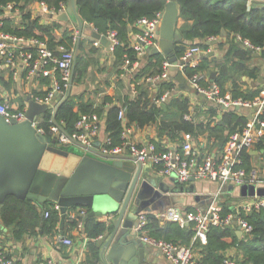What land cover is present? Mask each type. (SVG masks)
Masks as SVG:
<instances>
[{
	"label": "trees",
	"instance_id": "obj_1",
	"mask_svg": "<svg viewBox=\"0 0 264 264\" xmlns=\"http://www.w3.org/2000/svg\"><path fill=\"white\" fill-rule=\"evenodd\" d=\"M34 1L43 3L45 10L55 13L67 2V0H0V14H3L1 30L18 37L40 39L50 49H54L58 45L70 48L73 43L71 31L64 30L62 38L55 41L53 34L56 29L60 28L59 24L56 22L42 24L40 18L32 16V13L26 9L27 4ZM176 1L180 6V16L186 24L182 27L183 36L180 35V40L174 43V56L180 58L189 45L195 44L206 52L196 67L184 69L185 74L191 76L200 72L209 75V72L214 70L211 68L214 67L217 70V75L213 82L220 87L221 94L226 93V84L230 81L229 91L232 98L242 97L245 100L255 98L260 91L259 88L250 91L242 90L237 82V76L232 75L230 67L233 66L236 72L241 69L242 72L247 73V70L234 60V57L242 59L247 54L245 48L241 47L237 40V36L247 39L253 45H264V6L259 7L250 0ZM166 2L167 0H77V12L80 19L99 34L106 36L109 32H115L118 44L111 51L114 60L112 67L117 74H120L122 73L120 68L123 67L125 59L129 61V66L137 60L134 50L129 47L130 36L133 31H137L135 26L137 20L141 17L150 18L156 12L163 11ZM9 3H13L14 7L19 9V20L15 21L11 15H4L3 7ZM189 21H191L190 25ZM222 30L225 32V40L219 42L217 46L219 48L225 44L228 46L223 59L216 60L209 57L207 50L210 48L211 42L208 43L206 40L220 37ZM183 37L190 42L185 43ZM97 51L93 45L86 48L85 42L80 40L73 72V85L85 83L89 75V68L99 63ZM262 55L264 56V52ZM164 61L165 59L160 53H149L143 67L133 75L131 82H139L147 74L160 73ZM7 70L6 67L0 69V82L6 90L11 87L12 82L11 80L4 81ZM250 76L254 77L255 75L251 72ZM56 77L58 78L59 74L56 73ZM50 81V78H43L41 82L49 85L47 91L33 93L32 98L45 97L50 90ZM144 84L145 82L135 84L136 95L130 98L126 94L118 99L120 102L117 104L113 103V98L106 94L100 98L99 102H95L94 97L101 92L98 89L84 90L77 94L71 93L67 99H64L67 88L61 83L60 88L65 94L63 97H61L62 95L56 97L60 104L55 117L53 118L52 107H47V110L40 115L39 126L49 136L50 126L53 123L64 125L62 127L64 131L71 134L75 130V123L81 114L95 113L103 119L104 132L111 138L112 145L121 143V134L125 126L129 127L130 124H135L137 127L143 128L155 125L157 137L152 141L159 150L164 149L162 144L164 137L179 143L181 133H190L195 138L205 136L209 149L219 150L220 153L229 135L237 129H242L246 124L247 118L238 111L220 112L211 105L204 106L205 111H194L195 115L193 116L192 111L189 110V98L183 95L172 96L164 109L153 99H158L166 91L171 90L175 86L174 82L161 81L152 96L149 94L148 85ZM87 95L88 97L85 98ZM122 105L126 106L124 122L118 119V112ZM186 115H190L189 120L185 119ZM196 116H202L203 119L194 121ZM215 117H219V119L214 120ZM255 150L261 154L252 156L249 152H244L242 155L243 166L246 169L251 168L256 162L260 163V156L264 154V137L255 145ZM227 201L222 203L224 215L232 211ZM72 209L77 210L78 208L73 207ZM79 209L84 210L86 215L90 211L88 207H79ZM45 211H48V216L44 215ZM59 212L53 208V203L38 204L30 199L21 200L10 195L5 198L0 209V224L9 229L16 240L22 239L25 234H32L36 231L50 234L56 230L59 223ZM86 215L81 217L86 235L95 239L105 232L106 225L104 222L94 221L93 216ZM241 216L252 226V231L249 235L235 240L238 244L233 258L239 264H264V212L252 211L248 214H241ZM65 218L69 225L73 226L78 223V219L75 220L67 215ZM147 219L146 230L152 237L181 245H188L191 242L192 246L196 244L195 241H192L194 233L190 227L180 228L175 223L167 222L163 228H160L158 220L153 216L149 215ZM229 235L236 239L235 226H212L210 228L207 242L202 245L200 250V260L203 264H218L222 260L221 251L226 248L223 238ZM89 248L91 257L97 260L99 247L91 245Z\"/></svg>",
	"mask_w": 264,
	"mask_h": 264
},
{
	"label": "built area",
	"instance_id": "obj_2",
	"mask_svg": "<svg viewBox=\"0 0 264 264\" xmlns=\"http://www.w3.org/2000/svg\"><path fill=\"white\" fill-rule=\"evenodd\" d=\"M41 5L45 9L43 3ZM65 6L58 12L64 11ZM3 10L5 15V12H14L18 9L14 7L13 3H9L3 7ZM162 14L163 11H158L150 18L141 17L137 20L135 24L137 31L133 33L129 46L134 50L137 60L145 57L150 50L159 49L158 29ZM2 17L3 14H0V69L3 67L13 68L17 59L20 58L24 67L28 69L29 74L50 78L51 85L47 95L45 97H33V100L40 104H46L47 107H52V112H54L58 103L55 100L56 97L59 95L63 97L65 94L61 90L60 84L62 83L67 89L69 86L77 43L76 36H73V43L70 48L58 45L56 48L50 49L40 39L18 37L3 32L1 30ZM106 37L110 41L111 49H113L118 44L115 32H109ZM208 40H213V38H208ZM237 40L251 52L259 54L264 52V45H253L247 39H242L239 36H237ZM99 43V40L93 39L95 46H99ZM207 52H210V48ZM204 53L206 52L204 51ZM201 54L202 49L198 45H189L183 55L177 59V67L184 77L185 83L190 86L191 91L223 110L238 107L253 111L252 117L246 122L245 126L229 135L221 153H202L199 147L195 146L194 137L190 133H182L180 143L166 146L162 150H159L152 140L144 144H138L130 138L131 129L127 126L122 130L121 143L112 145L111 138L104 132L102 127V119L95 113L81 114L75 123V130L71 134L66 133L61 125L51 124L50 136L56 140V145L58 146L76 144L86 149L95 148L103 156L127 154L133 157L135 162L142 167L146 165L153 167L160 176L173 179L177 184H186L192 181L214 183L217 188L211 193L210 201L205 207L183 210L179 207L171 206L155 215V218L160 223L171 222L177 224L180 228L190 227L194 233L193 241L205 245L207 234L212 226H235L236 230L241 231L243 235H249L252 231V226L241 214H248L252 211L264 212V195L256 193L243 199L226 215L222 212L221 204V196L227 186L240 188L253 185L256 189L261 186L264 187V157L260 156V163L249 169L243 166L244 160L242 158L244 152L255 150V145L264 137V77L259 94L254 99L231 98L228 94H221L220 87L215 82L210 81L207 74L200 72H196L191 76L185 74L184 69L186 67L194 68L198 65L197 59ZM125 65H130L127 59H125ZM168 67L169 63L165 60L160 73L148 74L143 78V81L153 88L157 87L161 81H172ZM56 73L59 74L58 78ZM203 82H206V84H203ZM173 91L174 88H171L160 98L153 99L154 102L158 105L165 104ZM26 110V108L13 109L8 101L0 98V115L7 122L25 120ZM125 111L126 106L122 105L118 112V119L122 122L125 121ZM185 119L189 120L190 115H186ZM40 120L41 117L37 116L33 121V126L37 131L45 134L43 128L39 126ZM97 141L99 146L96 147L95 142ZM204 144V142L203 144L198 142L201 147ZM260 154L258 152L257 156ZM53 208L59 211V207L56 204H53ZM44 215L48 216V211H45ZM85 215V211H80L78 214L79 228H82L83 225L81 217ZM147 216L146 213L138 216L137 231L142 232L140 240L143 243L159 249L171 264H203L200 258H197L193 253L192 245H181L157 239L147 234ZM55 242L67 247L73 245V241L69 237L62 235H57ZM11 263V260L0 249V264ZM36 264L56 263L47 259ZM218 264L239 263L232 256L225 255Z\"/></svg>",
	"mask_w": 264,
	"mask_h": 264
},
{
	"label": "crops",
	"instance_id": "obj_3",
	"mask_svg": "<svg viewBox=\"0 0 264 264\" xmlns=\"http://www.w3.org/2000/svg\"><path fill=\"white\" fill-rule=\"evenodd\" d=\"M251 1V0H250ZM254 2L263 3L264 0H253ZM254 4V3H253ZM257 5V4H256ZM26 9L32 13V16L40 18V22L42 24H51L52 22H56L59 24V29H56L53 36L55 37V41H58L62 38L64 30L71 31L73 36L78 37L77 27L73 24L72 21L68 23L60 22L52 18V15L57 13H51L43 8L41 3L39 2H31L27 4ZM5 15H11L15 21L20 19V11L15 10L14 12H5ZM185 20L179 15L176 28L179 31V34L182 35V27L185 25ZM191 21H189V25ZM91 27V26H89ZM134 33V31H133ZM133 33L130 36V40L132 39ZM225 34V32H224ZM183 36V35H182ZM85 42L86 48L90 46H94L98 51L99 63L96 66H92L89 68V75L87 76L85 83L79 85L72 84L71 93H80L84 90H100L94 97L95 102H99L100 98L103 95H108L113 98V103H119V98H122L124 95H128L130 98L136 95L135 84H142L143 78L139 80V82H131L133 79V75L139 72V69L143 67L146 56L149 53L154 52V50H150L147 55L141 59L135 61V63L131 66H126L125 63L122 68V73L117 74L113 69V57L111 54V45H103L100 41L99 46H95L93 44V38L88 33H82L80 40ZM183 41L185 43H189L190 41L185 40L183 37ZM216 41L213 43V41ZM224 35L220 37H215L213 40H206V42L210 43V52L212 55L209 57H213L216 60H222L224 53L227 49V44H225L222 48H219L217 44L221 41H224ZM197 41V40H196ZM195 41V43H197ZM194 43V44H195ZM241 44V43H240ZM241 47L243 45L241 44ZM244 48V47H243ZM247 54L244 58L239 59L234 57V60L239 63L242 68L246 69L247 73H244L239 69L236 72V69H233V66L230 67L232 75L237 78V82L240 88L244 91H250L254 89H261L264 77V56L257 52H251L247 50ZM78 54V51H77ZM204 50H202V54L198 56V64L204 55ZM18 58V57H17ZM165 59V58H164ZM179 59V58H177ZM166 60V59H165ZM7 68V67H6ZM7 72L5 73L4 81L11 80V87L9 89H5L4 86L0 82V98L6 100L10 103L13 109H27V98H32L33 93L46 92L49 85L44 84L42 81L43 77L33 76L28 73V69L24 67L21 59L18 58L16 64L13 68H7ZM211 72H209L208 79L213 82L214 78H211V73H215L217 75V70L212 67ZM235 71V73H233ZM254 73V77L250 76V73ZM148 75V74H147ZM146 76V75H145ZM171 77V76H170ZM174 82V91L171 93L170 98L172 96L183 95L189 98L190 108L193 116L196 111L202 112V110H206L205 107L207 105H211L215 109L220 112L229 111L223 110L220 107H216L213 103L206 101L204 98L196 95L191 91V88L188 84L180 85L177 80L174 78L171 79ZM147 85V83H145ZM144 84V85H145ZM230 84L229 81L226 86L227 90L225 94L230 95ZM51 85V82H50ZM150 96L155 93L157 87L153 88L148 85ZM102 89V90H101ZM259 94V93H258ZM257 94V95H258ZM85 96V98H87ZM257 97V96H256ZM169 98V99H170ZM242 98V97H241ZM166 101L165 105L169 101ZM243 99V98H242ZM254 99V98H253ZM245 100V99H244ZM252 100V99H251ZM161 106V105H160ZM205 106V107H204ZM230 110H236L247 118V121L252 117L253 111L247 108H232ZM195 111V112H194ZM202 116H196L194 121L202 120ZM213 119V118H211ZM219 117H215L214 120H218ZM246 121V122H247ZM104 126L102 119V127ZM129 128L131 129L130 138L132 141L138 144H144L150 140H155L157 137V130L155 125H149L143 128L137 127L135 124H130ZM182 135V133H181ZM181 137V136H180ZM195 146L199 147L202 153H213L218 154L219 150H210L209 145L207 144V139L205 136H198V138L194 137ZM198 142L203 144L204 146H199ZM176 142L174 140H169L166 137L162 139V144L164 147L174 145ZM180 143V142H179ZM254 151V150H252ZM250 151L249 153L252 156L254 155ZM257 151V150H255ZM258 152V151H257ZM221 153V152H220ZM257 166V162L253 165ZM241 188V187H240ZM240 188L227 186L224 189V193L221 196V204L225 201L229 202L231 209H234L243 199L250 197V195L242 196L240 192ZM216 189V185L212 182L208 181H192L186 184H177L173 181V179L165 178L160 176L155 168L150 167L148 165L144 166L139 180L135 186L134 193L132 195L130 204L126 210V213L139 208L140 212L146 213L148 216H153L158 213L163 212L168 207H179L183 210H189L196 207H205L211 198V193ZM138 192L140 195L138 197V202L135 204V200L137 199ZM50 203V202H48ZM80 211H84L81 209L74 210L72 208L67 209L65 213V217L70 216L73 219H78V214ZM60 219L59 223L56 227V230L50 234H42L39 231H36L32 234H25L22 239L16 240L13 238L12 232L4 228L0 224V249L5 253V255L11 260V264H36L42 260H53L56 264H103L100 260V248L102 242L107 238L110 232L113 229L112 219L113 216L110 213H104L101 216L94 215V221L104 222L106 225V230L102 235H99L97 238L92 239L87 237L85 232V227L82 221V228H79L77 225H69L66 223V218L62 221L61 213L59 212ZM156 219V218H155ZM157 220V219H156ZM165 223L159 222L158 227L163 228ZM159 229V228H158ZM147 231V230H146ZM153 231V230H150ZM149 231L146 233L148 234ZM141 231H137V239L140 241ZM150 234V233H149ZM57 235L67 236L73 241V245L71 247H67L65 245L56 244L55 237ZM151 236V235H150ZM243 234H238L236 230V239L232 236H227L223 238V242L226 244V248L221 251V255L223 257L225 255L234 256L236 252V245L238 244L236 241L239 240ZM162 239V238H160ZM236 240V241H235ZM193 241V239H192ZM93 245L96 248L99 247V252L97 255V260L91 257L90 246ZM188 245H192V242ZM186 245V246H188ZM149 246V245H148ZM149 262L150 264H171L162 254L159 249L154 247H149ZM202 249V244L196 242L193 246V253L197 258H200V250Z\"/></svg>",
	"mask_w": 264,
	"mask_h": 264
},
{
	"label": "water",
	"instance_id": "obj_4",
	"mask_svg": "<svg viewBox=\"0 0 264 264\" xmlns=\"http://www.w3.org/2000/svg\"><path fill=\"white\" fill-rule=\"evenodd\" d=\"M251 2L259 7L264 6V2ZM179 15L178 2L167 0L158 29L159 49L154 52L163 55L169 63L171 78L174 77L180 85H184L185 79L177 67L178 61L173 53L174 43L181 38L176 28ZM52 18L64 23L72 21L77 27L78 37L71 79L64 96V99H67L72 90L75 60L82 33H89L103 45H110V41L80 19L77 0H67L65 10L52 15ZM221 35H224V30ZM215 42L214 40L213 43ZM208 55L212 53L209 52ZM210 76L213 79L215 73ZM55 100L58 101L57 98ZM27 104L26 119L21 122H7L0 115V209L5 198L13 195L18 199H30L38 204H56L62 221L67 209L73 207H88L90 211L86 216L111 213L113 229L101 244V262L150 264V246L137 239L138 216L144 212L136 208L126 213L143 167L127 154L103 156L95 148L86 149L77 145L86 152L89 151L81 153L56 145L55 139L40 133L33 126L35 118L47 110V105L37 103L30 97L27 98ZM59 104L58 102L54 109L53 118ZM161 107L165 109L166 105L161 104ZM95 146H99L98 141ZM252 153L256 155L258 152L254 150ZM240 192L242 196H251L254 193L264 195V188L242 186ZM139 195L140 192L133 203L138 202ZM238 234H242L241 231H238Z\"/></svg>",
	"mask_w": 264,
	"mask_h": 264
},
{
	"label": "rangeland",
	"instance_id": "obj_5",
	"mask_svg": "<svg viewBox=\"0 0 264 264\" xmlns=\"http://www.w3.org/2000/svg\"><path fill=\"white\" fill-rule=\"evenodd\" d=\"M64 147H69V149L70 150H77V151H81V153H89V151L88 152H86L85 150H83V149H81L80 147H78L76 144H71V145H65ZM104 160H106V159H104ZM250 186H253V185H250ZM261 186V185H260ZM260 188H264V187H260ZM50 203H52V202H50Z\"/></svg>",
	"mask_w": 264,
	"mask_h": 264
}]
</instances>
